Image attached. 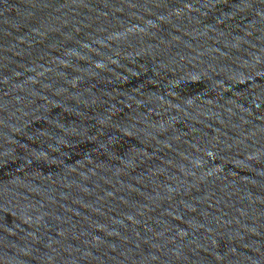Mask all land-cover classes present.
I'll return each mask as SVG.
<instances>
[{
    "label": "water",
    "instance_id": "obj_1",
    "mask_svg": "<svg viewBox=\"0 0 264 264\" xmlns=\"http://www.w3.org/2000/svg\"><path fill=\"white\" fill-rule=\"evenodd\" d=\"M0 264H264V0H0Z\"/></svg>",
    "mask_w": 264,
    "mask_h": 264
}]
</instances>
